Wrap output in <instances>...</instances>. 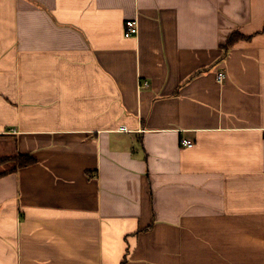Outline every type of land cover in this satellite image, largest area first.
<instances>
[{
    "label": "crops",
    "instance_id": "1",
    "mask_svg": "<svg viewBox=\"0 0 264 264\" xmlns=\"http://www.w3.org/2000/svg\"><path fill=\"white\" fill-rule=\"evenodd\" d=\"M0 264H264V0H0Z\"/></svg>",
    "mask_w": 264,
    "mask_h": 264
},
{
    "label": "built area",
    "instance_id": "2",
    "mask_svg": "<svg viewBox=\"0 0 264 264\" xmlns=\"http://www.w3.org/2000/svg\"><path fill=\"white\" fill-rule=\"evenodd\" d=\"M138 32H139V24H138V21L136 19H133V20L130 19V20H127L125 22V36L126 37L136 36L138 34ZM225 78H226L225 71L219 70L217 73L218 82L223 83ZM121 129L125 130L126 127L122 126ZM182 144H183V146H186V147H193L194 146L193 142L187 138L182 139Z\"/></svg>",
    "mask_w": 264,
    "mask_h": 264
},
{
    "label": "trees",
    "instance_id": "3",
    "mask_svg": "<svg viewBox=\"0 0 264 264\" xmlns=\"http://www.w3.org/2000/svg\"><path fill=\"white\" fill-rule=\"evenodd\" d=\"M244 36L240 32H234L229 36L227 46L232 45L236 40L242 39ZM20 166L32 165L36 162V159L31 155H21L17 157Z\"/></svg>",
    "mask_w": 264,
    "mask_h": 264
}]
</instances>
